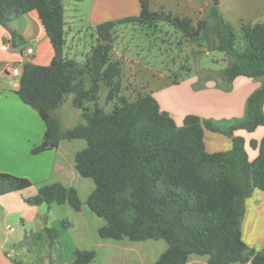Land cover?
I'll return each mask as SVG.
<instances>
[{"label": "trees", "instance_id": "trees-1", "mask_svg": "<svg viewBox=\"0 0 264 264\" xmlns=\"http://www.w3.org/2000/svg\"><path fill=\"white\" fill-rule=\"evenodd\" d=\"M63 1L0 0V25L10 32L14 45L18 36L9 30V23L35 11L53 51L49 65L23 64L16 91L45 127L41 143L31 154L57 149L64 140H84L86 146L75 154L74 166L80 177L94 183L86 205L105 222L98 230L100 238L162 239L167 248L153 264H186L193 255L206 257L207 264H264V248L248 247L241 229L246 200L255 190H264V137L250 141V147L257 150L250 161L244 139L235 135L238 130L251 133L264 126V23L241 25L244 49L238 52L232 26L216 9L208 16L213 25L202 20L194 26L189 17L151 11L149 0H138V16L95 27L96 43L84 61L78 62L64 56ZM159 22L185 39L203 37L211 51L230 55L231 63L221 71L227 85L239 76L263 79L247 98L241 119L220 123L187 115L177 126L152 94L134 100L120 95L121 62L111 59L114 30L122 25L150 28ZM102 86L106 102L116 101L109 112L97 103ZM69 95L84 122L62 130L54 113ZM86 103L93 105L91 112ZM204 130L229 137L231 148L207 152ZM31 186L25 177L0 173V196ZM25 202L49 207L67 203L77 212L82 205L77 189L59 182L41 185ZM42 235L49 246L58 239L55 228L44 227L34 237ZM95 257L93 250H75L70 264H91Z\"/></svg>", "mask_w": 264, "mask_h": 264}, {"label": "rangeland", "instance_id": "rangeland-1", "mask_svg": "<svg viewBox=\"0 0 264 264\" xmlns=\"http://www.w3.org/2000/svg\"><path fill=\"white\" fill-rule=\"evenodd\" d=\"M212 8L232 26L237 37L235 48L238 52L244 49L241 25L264 23V0H149L151 11L162 10L175 17H189L194 26L202 20L213 25L208 17ZM81 26L83 25H80L79 29H86ZM81 32V38L76 42L75 56L78 62L84 61V52L88 51L94 42L90 32L85 30ZM114 35L111 59L121 62L120 95L128 100H134L144 93L152 94L163 111L166 110L168 114L170 113L167 110L179 113L176 117L177 122L174 120L177 126L182 124V114L194 115L186 112H190L189 110L198 100V94L205 92L209 85L215 90H223L218 84L222 77L221 71L231 63L232 57L227 53L211 51L203 37L195 41L185 39L173 27L163 22L150 28L141 25L118 26L114 30ZM178 82L186 84L179 85ZM105 96L106 89L102 86L97 103L109 112L116 101L106 102ZM71 101L72 95L67 96L54 113L60 119L62 130L84 122L81 118V110L75 108ZM85 106L89 112L93 110L91 103H86ZM62 145L61 156L67 158L72 151L85 148L86 142L64 140ZM41 173L42 176L34 173V178L40 180L45 171ZM37 182L40 181H31L32 186L26 191H35L39 188L41 184ZM71 187L77 189L82 203L79 212L67 203L53 204L50 207L43 205L49 212L44 215V222L48 224V228H55L59 232V238L54 245L49 246V241L44 235L35 238V233L30 234L31 229L28 226L30 229L28 235L19 244V248L23 251H20L21 255H16L14 259L22 262L21 264H70L75 250H93L96 252V257L91 264H153L167 248V243L162 239L132 242L127 238L120 241L100 238L98 230L105 222L92 213L86 205L87 196L94 188L93 181L78 176V180L73 181ZM64 221L67 223L66 226L62 224ZM243 231L247 245L258 238V235H249L247 226ZM192 257L206 259L195 255Z\"/></svg>", "mask_w": 264, "mask_h": 264}, {"label": "crops", "instance_id": "crops-1", "mask_svg": "<svg viewBox=\"0 0 264 264\" xmlns=\"http://www.w3.org/2000/svg\"><path fill=\"white\" fill-rule=\"evenodd\" d=\"M63 9L64 56L78 61L75 56L76 42L81 38L82 30L90 32L94 41L93 46L97 39L94 30L98 24L137 16L140 4L138 0H64ZM80 25L86 29H79ZM8 28L18 36V39L17 44L14 45L10 32L0 25V173L27 177L31 181H40L37 183L41 185L59 182L71 187V183L77 181L79 176L74 166V157L78 151H72L69 157L62 158L60 152L64 142L62 141L57 149L38 155L31 154V149L41 143L45 127L37 112L24 104L16 95L20 75L5 73V69L10 66L18 70L22 69L25 60L23 54L29 47L32 49V55L27 63L49 65L53 59L51 45L35 11L14 19L9 23ZM4 43L8 44V48H2ZM91 47L84 52L85 57ZM219 81L218 84L223 90H215L209 85L208 91L199 93L194 107L186 113L220 123L236 121L243 117L247 98L263 83V79L244 76L235 78L230 85H227L222 78ZM224 90L227 92L225 93ZM160 108L163 110L161 106ZM167 111L177 122L176 117L179 113ZM186 115H181V123ZM235 135L244 139L249 160H253L257 156V150L250 147V141L258 142L264 137V126L258 127L251 133L238 130ZM204 143L209 153L227 151L232 145L229 137L207 130H204ZM44 171V176L40 180L34 178V173L42 176L41 172ZM37 189L35 191L25 189L0 196V264H15V261L21 264L22 262L14 258L16 255H21L20 251L23 250L19 248V244L28 235V231L31 229L30 234L37 233L48 225L44 222V215L49 213L47 208L43 207L45 204L31 206L25 202V199L37 193ZM245 226L249 235H258V238L249 242V245L244 238ZM241 229L242 239L248 247L256 251L264 248V190H255L246 200V213ZM260 234L263 236H259ZM194 262L207 264V258L198 259L191 256L186 264Z\"/></svg>", "mask_w": 264, "mask_h": 264}, {"label": "built area", "instance_id": "built-area-1", "mask_svg": "<svg viewBox=\"0 0 264 264\" xmlns=\"http://www.w3.org/2000/svg\"><path fill=\"white\" fill-rule=\"evenodd\" d=\"M2 48H4V49L8 48V44L4 43L2 45ZM31 55H32V49L30 47L29 48H26L25 51H24V54H23V57L25 58L23 64L24 63H27V61L30 59ZM21 71H22V69L21 70H18L14 66H10V67H8V68L5 69V73L12 74V75H20L21 74Z\"/></svg>", "mask_w": 264, "mask_h": 264}]
</instances>
